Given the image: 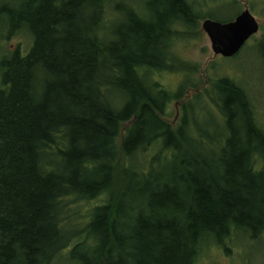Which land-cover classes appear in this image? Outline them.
I'll use <instances>...</instances> for the list:
<instances>
[{"label": "trees", "instance_id": "1", "mask_svg": "<svg viewBox=\"0 0 264 264\" xmlns=\"http://www.w3.org/2000/svg\"><path fill=\"white\" fill-rule=\"evenodd\" d=\"M131 2L0 0V264H52L64 251L75 264H198L240 233L264 235L252 101L224 77L212 82L217 138L192 103L164 120L189 81L173 95L155 77L189 73L172 46L200 16L190 0L146 13ZM21 33L25 55L3 53Z\"/></svg>", "mask_w": 264, "mask_h": 264}, {"label": "rangeland", "instance_id": "2", "mask_svg": "<svg viewBox=\"0 0 264 264\" xmlns=\"http://www.w3.org/2000/svg\"><path fill=\"white\" fill-rule=\"evenodd\" d=\"M132 1L130 4L135 9L144 13L156 6V0H122ZM192 12L200 16L197 23L188 31L179 25L176 32L177 40L172 46V53L182 64L190 68L186 71H166L155 78L162 89L176 95L180 93L181 85L187 83L182 92L181 99L171 101L166 108L164 120L172 123L181 103H192L197 121L205 125L210 136L217 138L219 131L211 129V121L222 126V120L217 107L212 100L220 99L215 95L213 81L228 77L236 85L242 88L253 103L258 123L264 129V56L257 46L264 41V0H190ZM139 6V8H138ZM249 9L250 13L259 22L260 31L251 38L240 52L233 58L215 56L211 50V44L202 31V18L210 16L219 22H229L235 19L242 11ZM113 16H125L113 15ZM209 19V18H208ZM231 19V20H230ZM21 47L22 55H25L31 45V39L27 34L21 33L2 43L3 53H9ZM181 86V87H180ZM179 113V112H178ZM182 111L180 108V117ZM202 119V121H201ZM211 129V130H210ZM101 198L97 200L99 202ZM96 202V203H97ZM84 213L86 212L83 209ZM82 213V212H81ZM82 221V220H81ZM52 264H75L69 260V252L64 251L62 257ZM198 264H264V235L258 239H250L246 234L240 233L229 247V252L222 249H210L202 254Z\"/></svg>", "mask_w": 264, "mask_h": 264}, {"label": "water", "instance_id": "3", "mask_svg": "<svg viewBox=\"0 0 264 264\" xmlns=\"http://www.w3.org/2000/svg\"><path fill=\"white\" fill-rule=\"evenodd\" d=\"M201 29L208 37L215 56L233 58L251 38L259 33L260 25L249 9H245L229 22L206 19L202 22ZM178 118L179 113L177 112L172 122L173 125L176 124Z\"/></svg>", "mask_w": 264, "mask_h": 264}, {"label": "flooded vegetation", "instance_id": "4", "mask_svg": "<svg viewBox=\"0 0 264 264\" xmlns=\"http://www.w3.org/2000/svg\"><path fill=\"white\" fill-rule=\"evenodd\" d=\"M181 106H182V104H181ZM181 106H178V108H179V110H178V112H179V117H180V108H181ZM179 121V118H178V120H177V122ZM176 122V123H177Z\"/></svg>", "mask_w": 264, "mask_h": 264}]
</instances>
